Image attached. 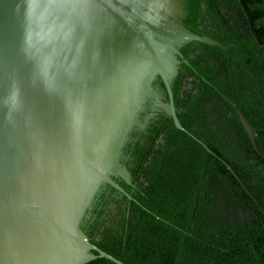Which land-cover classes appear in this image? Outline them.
I'll return each instance as SVG.
<instances>
[{
  "label": "water",
  "instance_id": "water-1",
  "mask_svg": "<svg viewBox=\"0 0 264 264\" xmlns=\"http://www.w3.org/2000/svg\"><path fill=\"white\" fill-rule=\"evenodd\" d=\"M183 18L184 0H0V264H125L80 226L103 185L133 199L114 178L130 184L119 155L158 76L156 108L189 134L171 89L180 49L228 48Z\"/></svg>",
  "mask_w": 264,
  "mask_h": 264
},
{
  "label": "trees",
  "instance_id": "trees-1",
  "mask_svg": "<svg viewBox=\"0 0 264 264\" xmlns=\"http://www.w3.org/2000/svg\"><path fill=\"white\" fill-rule=\"evenodd\" d=\"M183 24L228 48L180 49L171 89L189 134L164 112L141 129V114L121 152L130 184L114 178L133 199L103 185L80 228L125 264H264V158L239 117L264 156V0H184Z\"/></svg>",
  "mask_w": 264,
  "mask_h": 264
},
{
  "label": "flooded vegetation",
  "instance_id": "flooded-vegetation-1",
  "mask_svg": "<svg viewBox=\"0 0 264 264\" xmlns=\"http://www.w3.org/2000/svg\"><path fill=\"white\" fill-rule=\"evenodd\" d=\"M180 65H181V63H180ZM180 65L178 66V68L180 67ZM162 99H163V96L161 95V93L153 88V94L149 98V101L146 105L145 111L143 112V113L148 112V114L145 117H143V119H142L143 122H142L141 129L144 128L145 125L148 124L151 119L155 118V116L162 111V110L156 108V106H155L156 103L160 100L162 101ZM146 109H148L149 111H146ZM121 152H122V150H121ZM121 152L119 155L118 164L121 168H125V166L121 162V155H122ZM116 176H118V174H116Z\"/></svg>",
  "mask_w": 264,
  "mask_h": 264
}]
</instances>
